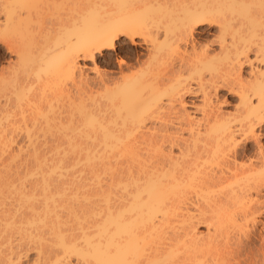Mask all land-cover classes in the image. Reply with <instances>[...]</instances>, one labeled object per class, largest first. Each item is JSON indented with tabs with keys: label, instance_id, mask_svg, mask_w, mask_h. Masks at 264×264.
I'll use <instances>...</instances> for the list:
<instances>
[{
	"label": "bare ground",
	"instance_id": "6f19581e",
	"mask_svg": "<svg viewBox=\"0 0 264 264\" xmlns=\"http://www.w3.org/2000/svg\"><path fill=\"white\" fill-rule=\"evenodd\" d=\"M60 1L68 7L64 17L41 28L40 0H0V44L15 57L0 73V264L20 262L15 236L16 245L36 250L33 264H218L208 248L223 235L228 205L264 189L262 149L239 165L249 156L245 144L257 141V126L264 124V0ZM203 26L217 29L215 54L206 45L197 49L195 36ZM181 47L174 71L162 52ZM118 49L126 54L115 59L116 76L101 73L100 57L115 56ZM249 52H254L251 59ZM79 60L90 62L97 73L94 92ZM243 65L250 67L247 83L240 75ZM182 70L192 72L194 86ZM223 88L237 95L233 113L212 106V93ZM187 95L200 98L197 119L184 109ZM63 101L66 110L56 111L55 103ZM175 103L182 109H176L178 128H167ZM40 128H76L70 139L71 132L62 131L72 144L76 131L88 128L81 136L94 140L93 153L82 152L79 161L75 152L70 163L64 152L63 158L48 160L33 143L43 134ZM16 133L33 144L22 147L32 150L31 156L24 152L30 158L34 154L36 169L25 168L28 174L19 160L23 150L14 144ZM15 161L24 173L21 166L12 170L19 165ZM79 165L81 175L80 169L75 174L93 179V187L86 177L73 183L76 175L69 171ZM34 176L26 187L25 179ZM248 211L239 213L244 222L252 214ZM175 222L181 225L173 228ZM197 226H205L207 234L201 236ZM51 251H57L53 261Z\"/></svg>",
	"mask_w": 264,
	"mask_h": 264
},
{
	"label": "rangeland",
	"instance_id": "374dc122",
	"mask_svg": "<svg viewBox=\"0 0 264 264\" xmlns=\"http://www.w3.org/2000/svg\"><path fill=\"white\" fill-rule=\"evenodd\" d=\"M114 1H116L115 3H118L120 0H114ZM46 0H40V4H41V7H43L42 8V10L40 9V14H39V17L37 18V25H38V27H41V28H43L44 27V25H48L49 23H56L59 19H61V18H63L64 17V15L66 14V12L68 11L67 10V4L65 3V1H60V0H58V2H56L55 4H50V5H46ZM208 2H211V0H208ZM67 7V8H66ZM251 10V9H250ZM50 21V22H49ZM55 21V22H54ZM48 23V24H47ZM46 27V26H45ZM202 29H204V31H203V33L202 34H200V35H196L195 37H197V39L195 40V41H198V44L200 43V45H197L196 44V46H197V49H199V48H201L202 46L201 45H203V47H205V45H206V50L207 51H209L210 52V54H215L217 51H218V33H217V29L215 28V27H211V28H208V30H206L207 29V26L206 27H202ZM54 39H56V36H54ZM197 43V42H196ZM201 46V47H200ZM126 48H131V46L130 45H128L127 44V46H125ZM190 47H188V49H189ZM187 49V51L189 52L190 50H188ZM205 49V48H204ZM135 50L136 51H138V52H140L141 54H145V55H147L148 54V52L147 51H145L144 49H142L141 47H139V46H137L136 48H135ZM183 50H184V48H180V50L178 49H176V50H169V51H164V52H162V54L164 55V57H165V61H167L169 64H172V65H169V68L170 69H172V70H177L178 69V61L180 60V58H181V56H183L182 55V52H183ZM181 51V52H180ZM212 51H213V53H212ZM118 52H120V53H118V54H116L115 56L114 55H112V56H110V57H100V61L102 62V64H100V72L101 73H106L107 75L109 74V76L110 77H115L116 76V71H117V64L115 63V59L117 58V57H123V56H125V52L123 51V50H121V49H118ZM253 55H254V52H249L248 53V57L251 59V58H253ZM13 62H15V57H14V55H9L8 53H6V51L4 50V48H3V46L0 44V73L1 72H4V71H8L9 69H8V65L9 64H11V63H13ZM78 64H79V68H80V71H82V75L85 77H83L84 79H86L87 81H88V83H89V85L91 86V88H90V86L88 85V88H90L89 90L90 91H92V92H94L95 91V80H96V77H97V73H96V71L94 70V67H93V65L92 64H90V62H88V61H83V60H79L78 61ZM163 68V67H162ZM162 68L160 69L159 68V70L157 71L158 73L160 72V73H162ZM168 68V69H169ZM3 70V71H2ZM250 71V67H249V65H243L242 66V69L240 70V75H241V79H242V81L244 82V83H247L248 81L250 82L251 81V79L249 80V72ZM164 72V71H163ZM160 73H159V76H162L164 73H162L161 75H160ZM181 76L183 77V78H187L188 79V82H189V86H194V82L192 81V79H190V77L192 76V72H190V70H182L181 71ZM33 77V76H32ZM32 77H30V79L32 78ZM33 79H34V77H33ZM247 81H246V80ZM35 80V79H34ZM34 80H31V82L32 81H34ZM190 80V81H189ZM193 83H192V82ZM70 84H67V86H69ZM93 85V86H92ZM66 86V87H67ZM71 87H72V85H70ZM70 86L68 87V88H70ZM8 95H10L11 94V92H10V94L9 93H7ZM47 94V93H46ZM48 94H50V93H48ZM48 97H46V99H49L50 97V95H47ZM45 99V98H44ZM182 99H183V102H184V109L190 114V115H192V116H194V118L196 117V119H197V117H200V113H198L197 111H196V108H198L197 106H199V104H200V101H199V97L198 96H183L182 97ZM2 100V99H1ZM4 100V99H3ZM2 100V101H3ZM42 101V100H41ZM88 101V100H87ZM86 101V102H87ZM89 102V101H88ZM87 102V103H88ZM214 102V103H213ZM237 102H238V100H237V95H235V93H229V90L227 91V89H225V88H223V89H218L217 91H216V95L215 96H213V93H212V103H213V107H215L214 109H218V111H221V113H233L234 112V108L236 107L235 105H237ZM62 103V104H61ZM67 102L66 101H63V102H57V103H55L56 105H57V107L55 106V110L56 111H58L59 109H61V110H66L65 108H67L66 106L68 105V104H66ZM175 105V107H174V111L173 112H169L168 113V123H167V128H178V120L176 119V117L177 116H179V114H180V112L179 111H181L182 112V109L180 108V106H179V104H177V103H175L174 104ZM60 106H62L61 108H60ZM179 107V108H178ZM179 110V111H177V110ZM63 111V112H64ZM76 111V114H78L77 113V110H75ZM179 113V114H178ZM172 114V115H171ZM178 114V115H177ZM63 115H65V114H63ZM67 115V114H66ZM178 118V117H177ZM156 127V126H155ZM39 129V128H38ZM42 128H40V130L38 131L40 134L41 133H43V134H41V135H39L38 133H37V135H35V137L33 138V143L34 144H36L37 145V148L36 147H34V146H36V145H34L33 146V148H36V149H39L38 151H39V153H42V154H44V155H42L43 157L45 156V158L46 159H48V160H53L54 161V159H55V157L57 156V157H59V156H61V155H59V154H61V153H63L62 154V156L64 157H66V161L64 160L65 159V157L63 158V157H59L60 159L61 158H63V160L65 161V162H67L68 163V161H69V163L70 162H74V160L72 161V157L74 156V154H76L75 152H77V154H78V156H80L79 157V161H80V159H81V157L82 156H84V155H82V152L83 153H87L88 155H86L85 157H88V156H90V154L92 155V153H93V146H94V140L92 139L91 140V138H88L87 139V137L86 136H84L83 138H82V136L84 135V134H82V132L84 133L85 132V130H86V134H87V130H88V128L87 129H83L82 131L81 130H78V129H81V128H78L77 130L78 131H76V133L78 132H80L81 131V133H80V135L77 133V137H78V139H76V138H74L75 140H77L78 142V145H73V144H76L75 142V140H74V143L72 144V143H69V142H67L66 143V139L64 140V138H65V134L66 135H68V133L69 132H71V133H73V135H71V133L69 134V138L68 137H66V138H68V139H70V136H74V131L76 130V128H55V130H54V128H52V129H50V131L52 132H50V131H48V128H44V129H42ZM65 129H66V131H65ZM69 129V130H68ZM46 131H48V133L46 132ZM59 131V132H58ZM65 133L64 134V136H63V132ZM67 131H69V132H67ZM89 131H90V129H89ZM88 131V132H89ZM46 133V134H45ZM58 133V134H57ZM61 133H62V135H61ZM76 133H75V136H76ZM256 133H257V135H258V137H257V141H254V140H249L245 145H247L248 146V153H247V155L249 154V156H247V157H245L243 160H241V161H239L240 163H239V165L240 164H244L245 162V164H247L248 163V161L247 160H249L250 158H253L254 156L256 157V154L259 152V149H262L263 150V152H264V124H262L261 126H257V129H256ZM81 134H82V136H81ZM15 136H13V138H15L14 139V144H16L17 146H19L22 150H23V148H25V146H26V143L28 144L27 145V147L26 148H30V149H32V147H30L29 145H33L32 143L31 144H29L28 142H26L27 140L25 139L24 140V138H25V136L23 135V134H20V133H16V134H14ZM43 135V136H42ZM60 136V137H59ZM57 137V138H56ZM62 137V138H61ZM64 137V138H63ZM72 137H71V139H72ZM82 138V139H81ZM86 138V139H85ZM83 139H84V141H83ZM24 140V141H23ZM34 140H36V142L37 143H35V141ZM59 140V141H58ZM73 140V139H72ZM91 140V141H90ZM69 141V140H68ZM81 141H83V142H81ZM93 141V142H92ZM70 142H71V140H70ZM82 143V144H80V143ZM43 143H45V144H43ZM90 144V145H89ZM16 145H13V148L16 146ZM82 145V146H81ZM29 146V147H28ZM58 146V147H57ZM89 146V147H88ZM91 146V147H90ZM23 147V148H22ZM39 147V148H38ZM54 147H56L57 149H55ZM142 147V146H141ZM261 147V148H260ZM17 147H15V149H16ZM54 150H53V149ZM242 148H244V146L243 145H241V147L239 148L240 149V151L241 150H245V148L244 149H242ZM14 149V151L17 153V151ZM62 151H61V150ZM69 149V150H68ZM49 150V151H48ZM50 150H51V152H50ZM67 150V151H66ZM13 151V152H14ZM30 151H32V150H29V152H28V149L26 150H23L22 152H21V156H19L18 154V156L20 157H18L17 156V158H19V160L21 161H19L22 165H23V167H24V169H23V167L19 164V162H17L18 161V159H17V161H15V163L17 162L19 165H17V164H13L14 166H12L11 168H13V167H15V168H17V166L19 167V166H21V167H19L21 170L23 169V170H25V174H28V172L30 173L31 171H29L28 169L29 168H31V165H32V168H34V169H36L35 167L36 166H33V165H35V163H34V154H33V157L32 158H30V156H31V153L32 152H30ZM24 152H27V153H30V156H28V154L27 153H24ZM47 152H50V153H47ZM66 152V153H65ZM38 153V154H39ZM74 153V154H73ZM25 154V155H24ZM66 154V155H65ZM71 154H73V155H71ZM114 153H107L106 155L109 157V159L110 160H115L116 158H115V155H113ZM27 155V156H26ZM40 155V154H39ZM40 155V156H41ZM53 155V156H52ZM55 155V156H54ZM22 156H25V157H22ZM72 156V157H71ZM27 157H29L30 158V162H29V158L28 159H24V158H27ZM54 159H53V158ZM84 157V158H85ZM92 157V156H91ZM91 157H89V158H91ZM52 158V159H51ZM58 158V159H59ZM72 158V159H71ZM75 158V157H74ZM76 158H78L77 156H76ZM84 158H82V160L84 159ZM88 158V159H89ZM57 158L55 159V160H58ZM27 160V161H26ZM71 160V161H70ZM76 160V159H75ZM81 160V161H82ZM86 160V159H85ZM84 160V161H85ZM24 161H26L25 163H24ZM34 163H32V162ZM244 161V162H243ZM13 163H14V161H12ZM12 162H10L11 163V165H12ZM23 162V163H22ZM76 162V161H75ZM78 162V161H77ZM30 163V164H29ZM78 164H79V162H78ZM80 164H81V162H80ZM237 164H238V162H237ZM244 164V165H245ZM10 165V166H11ZM28 165V166H27ZM83 165V164H82ZM82 165H79V167H76V168H78V169H74V170H70L69 171V173L70 172H73L71 175H73V176H75L76 174H77V172H79L80 171V175H81V168H82ZM10 168V169H11ZM15 168H13L12 170H14ZM18 168V169H19ZM27 169V171H26V169ZM33 169V170H34ZM80 169V170H79ZM11 170V171H12ZM17 170V169H16ZM20 170V172H22ZM32 170V169H31ZM33 170H32V172H33ZM79 170V171H78ZM86 170V169H85ZM85 170H83V171H85ZM10 171V173H12ZM35 172H36V170H34ZM75 171H77V172H75ZM82 171V174L83 173H85V172H83ZM14 172V171H13ZM19 172V170H18V173L19 174H21ZM86 172H87V170H86ZM23 173H24V171H23ZM22 173V174H23ZM68 173V174H69ZM76 173V174H75ZM21 174V175H22ZM85 174H87V173H85ZM71 175H69V177H72ZM84 175V174H83ZM88 175V174H87ZM28 176V175H27ZM30 176V175H29ZM85 176V175H84ZM91 176V175H90ZM36 176H34V177H31V178H24L26 181H27V184L25 183L26 181H24L23 183H25L24 185L27 187L28 186V184H30V183H33L34 182V180L32 179V178H35ZM79 177V176H78ZM78 177H77V175H76V177H73L74 178V182L73 183H75V182H78L77 183V185H79V184H81V182H80V179H82L83 180V178L85 179V177H82L81 178V176L79 177V179H78ZM86 178H88L89 179V177H86ZM104 178V179H103ZM103 178H101V180L103 179V181H105V183L102 181V183L103 184H106L108 181H107V177H106V175H105V177H103ZM107 178V179H106ZM28 179V180H27ZM29 179L31 180H33L32 182H28L29 181ZM92 179V178H91ZM81 180V181H82ZM90 180V179H89ZM93 180V179H92ZM92 180H90V181H87V182H91L90 184H88V186L89 185H91L92 187H93V184L92 183H95V181L93 182ZM84 181V180H83ZM85 181H86V179H85ZM86 182V183H87ZM74 185V184H73ZM76 184L74 185L75 187L77 186ZM90 186V187H91ZM91 187V188H92ZM72 188H74V187H72ZM90 188H88L87 187V189H83V191L82 192H84V190H89ZM250 194V195H249ZM248 195H246L244 198H243V200H242V202L244 201L245 203H243V204H245L244 206H245V208L243 207V205H242V202H241V204H234V203H232V205H228L229 207H228V211L230 212V211H232V212H230V214L232 213V215L230 216V215H228L229 214V212H227V215H226V217L224 216V220L226 221V219L225 218H228L227 219V221H226V223H224V220L222 219V224H221V226L223 225V227H221V230H223V231H221V233H223V235H221V234H219L218 235V237H220V235H221V237H220V240H218V238H216L217 236H215L212 232H210V233H212L213 235H214V237H213V239L214 238H216L218 241H216V243H212V244H215V245H213V246H211V247H213V249L210 247V248H208V249H211L210 250V252H209V254L212 252L215 256H216V258H217V260H218V264H264V189H262V190H260V192H258V193H256V194H254V193H249ZM248 199H250V200H248ZM248 200V201H247ZM249 202V203H248ZM251 202V203H250ZM255 202H256V204L258 203V207L257 208H255L256 206H255ZM239 203V202H238ZM247 203V204H246ZM254 204V205H253ZM191 206H196V205H191ZM190 206V208H189V210H191V208H192V210H191V213L192 214H197L196 212H195V209L197 208V206H196V208H194L193 209V207H191ZM239 206H240V208H239ZM248 206V207H247ZM251 206H253L255 209H252L251 208ZM237 207V208H236ZM241 207H243V209H241ZM232 208V209H231ZM247 208L249 209V211L248 212H250V210H251V212L250 213H252L251 214V216L249 217L248 216V218L250 219V222H249V219L247 218V220H246V222H244L243 220H241V215L242 214H239V213H243V212H241V211H243L244 209H246L247 210ZM238 211H237V210ZM240 209V210H239ZM258 210V211H257ZM237 211V212H236ZM85 212V211H84ZM64 215H65V213L64 212H62ZM61 213V215H63ZM234 213V214H233ZM88 214L89 213H87V214H85L86 216H88ZM68 215L66 214V217H67ZM232 217V218H230V217ZM63 217V216H62ZM69 217V216H68ZM221 217H223V215L221 214ZM63 218H65V217H63ZM89 218H91V217H87V220L89 219ZM232 219V220H231ZM235 219V220H234ZM64 220H66V218L64 219ZM86 220V221H87ZM90 221H92V219H89ZM88 220V221H89ZM240 220V221H239ZM252 220V221H251ZM67 221H69V219H67ZM71 221V220H70ZM243 221V222H242ZM230 224H229V223ZM245 223L244 225H243V228H242V225H239L240 223ZM70 223V222H69ZM181 225L180 223H177V222H175L172 226H173V228H174V225ZM227 224V226H225ZM229 225V226H228ZM231 225V226H230ZM236 225H238V227L236 226ZM176 227V226H175ZM228 227V228H227ZM236 227V228H235ZM244 227H246V229L244 228ZM172 228V227H171ZM170 228V229H171ZM173 228H172V230H173ZM181 228V227H180ZM240 228V229H239ZM169 229V230H170ZM176 230H175V232H178V230H179V228H178V226H177V228H175ZM178 229V230H177ZM182 229V228H181ZM244 229V230H243ZM169 230H167L168 231V233L170 234L171 232H172V230H170L171 232H169ZM198 230V231H197ZM197 232L199 233L200 232V234L202 233V235L201 236H203L204 234L206 235L207 234V230H206V228H205V226H197ZM242 230H243V233H242ZM182 231V230H181ZM180 231V232H181ZM212 231V230H211ZM168 233H166V237L168 236V237H170V235H172V233L169 235ZM173 233H174V231H173ZM168 234V235H167ZM225 236V237H224ZM12 239H15L14 241H13V243H12V245L14 244L15 245V250H16V252H19L18 250H20L21 251V253H23V254H21L20 252H19V254H21L20 255V258L21 259H19L20 260V262L18 263V262H16V264L18 263V264H33L35 261H36V259L38 260V256H37V253H36V250L35 249H32L33 248V246L32 245H30V247H28L29 245H26V247H25V244L24 245H22L19 241V243L21 244V246L20 247H18V248H20V249H16V247H17V245L19 246L20 244L18 243L17 245L15 244V243H17V241L16 240H19L18 239V236H15V237H13ZM215 239V240H216ZM225 239V240H224ZM16 241V242H15ZM224 241V242H223ZM13 245V246H14ZM153 245V244H152ZM151 245V247H153ZM23 246V247H22ZM216 247V248H215ZM25 248H28V249H25ZM22 249H24V251H22ZM215 249V250H214ZM25 250H27V251H25ZM222 250V251H221ZM53 251V250H52ZM51 251V253H53ZM207 251H209V250H207ZM214 251H215V253H214ZM54 252H55V250H54ZM219 252V253H218ZM50 253V254H51ZM210 254V256L209 257H212L213 256V254ZM54 254L55 253H53V254H51V255H53L52 257V261L54 260ZM59 254V253H58ZM216 254H218V256L219 257H217V255ZM56 256H57V251H56V254H55ZM212 255V256H211ZM58 256H60V254L58 255ZM214 256V257H215ZM214 257H212V258H214ZM221 257V258H220ZM211 258V259H212ZM221 260H222V262H221ZM73 262V264H78V263H80V262H77V263H74V262H76V261H73V260H71V263ZM83 262V261H82ZM81 262V263H82ZM80 263V264H81ZM83 264H84V262H83Z\"/></svg>",
	"mask_w": 264,
	"mask_h": 264
}]
</instances>
